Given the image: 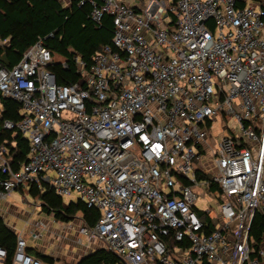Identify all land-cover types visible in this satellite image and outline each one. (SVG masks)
<instances>
[{"label":"built area","instance_id":"obj_1","mask_svg":"<svg viewBox=\"0 0 264 264\" xmlns=\"http://www.w3.org/2000/svg\"><path fill=\"white\" fill-rule=\"evenodd\" d=\"M134 1L78 3L95 24L111 16L113 33L88 65L74 55L77 82H56L44 38L0 59V97L21 116L3 125L29 145L17 170L0 146V199L31 186L75 192L99 213L93 226L77 218L81 249L122 264H264V241L249 236L264 214V0ZM204 197L217 199L213 217L196 208ZM27 247L16 233L0 264H41Z\"/></svg>","mask_w":264,"mask_h":264},{"label":"trees","instance_id":"obj_2","mask_svg":"<svg viewBox=\"0 0 264 264\" xmlns=\"http://www.w3.org/2000/svg\"><path fill=\"white\" fill-rule=\"evenodd\" d=\"M72 5H63L60 0H0V40L7 46L23 52L38 38H44L51 53L60 55L54 59L51 66L58 84L77 82V72L74 55L78 54L83 61L90 63L92 54L101 46L111 44L113 33L112 17L105 15L95 24L88 21L91 10L89 2L78 4L82 0H71ZM175 0H172L174 3ZM78 4V5H77ZM0 146L7 148V159L12 170L19 169L27 159L28 141L18 130L5 128L3 123L9 120L17 123L21 116L18 103L11 98L0 97ZM7 177L0 169V183ZM0 184V189H1ZM22 190V188H19ZM30 194L37 198L44 211L59 221L68 222L78 215L89 226H93L99 213L95 208L87 207L77 200L65 204L62 198L48 186L40 191L36 186L29 188ZM208 222L206 232L214 229L211 220L200 214ZM249 236L254 247L264 241V214L256 212L250 227ZM16 245V232L9 227L0 216V247L7 252L10 260ZM27 252L40 259L41 262L54 263L53 257L43 254L33 247H27ZM74 264H122L112 252L97 247L80 256ZM201 264H209L205 260Z\"/></svg>","mask_w":264,"mask_h":264},{"label":"rangeland","instance_id":"obj_3","mask_svg":"<svg viewBox=\"0 0 264 264\" xmlns=\"http://www.w3.org/2000/svg\"><path fill=\"white\" fill-rule=\"evenodd\" d=\"M167 1L169 2V0ZM52 56L54 59L61 57L54 52ZM221 125H223L221 130L227 135L235 132L236 122L232 117L226 115L225 119L221 118ZM203 164L212 168L210 160L203 161ZM29 188H24L23 191L14 189L6 197L0 199L1 217L9 227L11 226L16 233H20L24 237L28 247H33L42 253L46 251V255L53 257L54 263L52 264H74L80 258L81 248L88 242L83 237H81V243L77 242L79 237L76 231L78 215L73 216L70 220L74 221L71 222L56 220L52 214L43 210L41 202L30 194ZM195 190L197 191V189ZM62 200L65 204L76 202V193L63 196ZM196 208L200 211L208 210L210 216L213 217L217 210V199L204 197L197 201ZM72 222H74V227L71 231L63 228L65 223L71 224ZM34 233L37 234L36 238L33 237ZM41 264L50 263L41 262Z\"/></svg>","mask_w":264,"mask_h":264},{"label":"crops","instance_id":"obj_4","mask_svg":"<svg viewBox=\"0 0 264 264\" xmlns=\"http://www.w3.org/2000/svg\"><path fill=\"white\" fill-rule=\"evenodd\" d=\"M125 3L133 4L134 0H123ZM2 42V43H1ZM0 42V59L4 62H15L19 58V52H16L3 44L4 40ZM1 108V107H0ZM1 216V215H0ZM11 227V226H10ZM15 231V230H14ZM41 249V247H40ZM40 251V250H39ZM47 253L46 251L43 254ZM86 254L84 249H81L80 256Z\"/></svg>","mask_w":264,"mask_h":264}]
</instances>
